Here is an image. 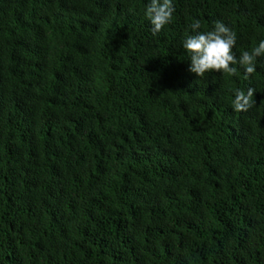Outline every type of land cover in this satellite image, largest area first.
I'll use <instances>...</instances> for the list:
<instances>
[{
  "label": "trees",
  "instance_id": "obj_1",
  "mask_svg": "<svg viewBox=\"0 0 264 264\" xmlns=\"http://www.w3.org/2000/svg\"><path fill=\"white\" fill-rule=\"evenodd\" d=\"M0 0V264H264V56L189 71L190 25L239 58L264 0ZM254 88V107L232 108Z\"/></svg>",
  "mask_w": 264,
  "mask_h": 264
},
{
  "label": "clouds",
  "instance_id": "obj_2",
  "mask_svg": "<svg viewBox=\"0 0 264 264\" xmlns=\"http://www.w3.org/2000/svg\"><path fill=\"white\" fill-rule=\"evenodd\" d=\"M175 13L173 0H150L145 9V16L150 21L151 32L157 35L169 24ZM193 33L187 35L182 46L189 56V71L198 77H204L208 72H221L225 75H237L239 65L244 70V78L249 79L256 71V60L264 56V40L251 50L243 51L239 58L233 52L237 43V34L221 21H215L210 31L200 32L201 22L194 20L190 25ZM254 88H248L247 93L240 89L234 90L232 108L236 112H247L255 105L252 97Z\"/></svg>",
  "mask_w": 264,
  "mask_h": 264
}]
</instances>
